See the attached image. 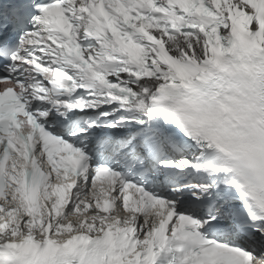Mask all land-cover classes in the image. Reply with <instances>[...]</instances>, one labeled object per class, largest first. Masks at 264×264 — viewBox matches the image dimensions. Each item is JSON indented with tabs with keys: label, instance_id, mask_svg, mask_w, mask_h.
<instances>
[{
	"label": "snow or ice",
	"instance_id": "snow-or-ice-1",
	"mask_svg": "<svg viewBox=\"0 0 264 264\" xmlns=\"http://www.w3.org/2000/svg\"><path fill=\"white\" fill-rule=\"evenodd\" d=\"M0 264H264V0H0Z\"/></svg>",
	"mask_w": 264,
	"mask_h": 264
}]
</instances>
